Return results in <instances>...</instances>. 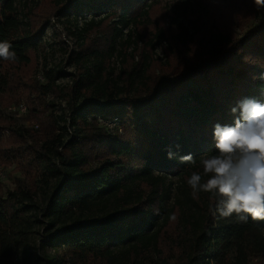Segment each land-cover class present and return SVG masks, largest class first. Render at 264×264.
<instances>
[{
  "label": "trees",
  "instance_id": "16d2710c",
  "mask_svg": "<svg viewBox=\"0 0 264 264\" xmlns=\"http://www.w3.org/2000/svg\"><path fill=\"white\" fill-rule=\"evenodd\" d=\"M157 3L66 0L55 12L67 9L80 16L90 10L86 28L99 23L97 14L116 17L120 28H126L144 17L147 21ZM30 14L23 20L16 0H0V41H9L18 57L15 63L0 59V113L4 95L14 96L15 70L26 67L28 77L32 71L28 65L45 20L31 25ZM161 35L158 30L155 37ZM131 37L132 31L121 43H130ZM111 40L109 57L117 51L116 38ZM84 69L78 90L81 103L68 105L67 120L74 130L67 141L54 126L36 133L13 129L0 114V132L8 128L17 135L6 142L0 133V160L26 161L46 185L49 177L56 180L41 205L34 190L21 185L4 190L0 184V264H250L264 259V221L213 217L208 194L194 199L186 183L193 171L202 173L199 157L215 152L214 125H232L231 108L245 97L264 102V81L258 79L264 73V16H257L240 37L212 29L204 56L179 75L160 79L152 89L143 68L133 66L122 87L104 81L97 63L92 74L90 67ZM56 73L47 70V82L34 88L49 90ZM22 82L30 87L36 80ZM99 116L116 125H101ZM25 131L30 142L20 139L27 137ZM170 147L174 159L167 158ZM187 153L196 159L195 165L180 162L179 156ZM171 177L178 185L168 204ZM40 218L46 220V231L55 230L46 244L62 250L51 258H41L39 247L30 245Z\"/></svg>",
  "mask_w": 264,
  "mask_h": 264
},
{
  "label": "rangeland",
  "instance_id": "374dc122",
  "mask_svg": "<svg viewBox=\"0 0 264 264\" xmlns=\"http://www.w3.org/2000/svg\"><path fill=\"white\" fill-rule=\"evenodd\" d=\"M61 1L66 0H16L21 19H26L25 14L31 12V25L45 22L38 39L37 52L31 55L28 65L32 71L28 77L26 67L15 70L17 83L12 87L14 96L4 95L0 114L13 129L22 127L23 130L36 133L54 126L56 132L63 133L65 141L74 130L70 119L67 120L70 115L68 105L82 98L78 96L81 87L79 80L86 66L90 67L92 74L93 66L97 63L101 68L102 79L109 83L115 81L120 87L129 82L128 73L133 66L143 68L142 74L145 75L148 88L152 89L160 79L171 74L173 77L179 75L202 58L207 36L212 29L240 37L253 25L257 16H264V8L254 6L253 0H158L148 12V20L144 17L140 24L120 28L116 17L97 14L95 20L99 23L88 29L84 23L90 19L92 11L84 10L80 16L67 9L61 13L55 12ZM158 30L162 33L159 38L155 37ZM131 31L130 43H121ZM112 38H116L117 51H113L109 57L108 46ZM101 53L105 56L102 57ZM47 70H52V74L54 70L58 73L55 74L52 87L39 92L34 86L47 82ZM30 77L36 80L33 86L20 83L21 79L28 80ZM143 88L140 86V92ZM80 93L82 95L83 90ZM20 103L26 106L23 113L17 109ZM52 118L57 120V124L48 125ZM99 122L109 127L110 123L100 116ZM0 133L6 142L17 137L8 128L1 129ZM24 134L27 137L18 138L30 142L29 133L25 131ZM25 162L0 160L1 187L4 190H13L19 185L30 188L41 205L52 192L56 180L49 177V184L46 185L36 168L27 166ZM168 183L171 188L169 204L176 194L178 180L171 177ZM199 198L202 199L201 196ZM45 221L40 218L30 235L31 247H39L37 253L43 259L62 253L58 247L46 244L55 230L46 231ZM250 264H264V259L259 257Z\"/></svg>",
  "mask_w": 264,
  "mask_h": 264
},
{
  "label": "clouds",
  "instance_id": "9594fccd",
  "mask_svg": "<svg viewBox=\"0 0 264 264\" xmlns=\"http://www.w3.org/2000/svg\"><path fill=\"white\" fill-rule=\"evenodd\" d=\"M254 6L264 8V0H253ZM0 59L15 63L18 60L12 44L0 41ZM264 81V73L258 77ZM235 116L232 125L216 123L213 129L215 152L199 157L202 173L193 171L186 183L192 197L206 193L213 207V217L229 218L237 223L264 221V102L245 97L231 108ZM239 113L238 115H236ZM179 149L180 145L175 146ZM168 159L176 158L171 147ZM181 163L195 165L191 153L179 156ZM175 220V214L170 216Z\"/></svg>",
  "mask_w": 264,
  "mask_h": 264
},
{
  "label": "built area",
  "instance_id": "2783aa9c",
  "mask_svg": "<svg viewBox=\"0 0 264 264\" xmlns=\"http://www.w3.org/2000/svg\"><path fill=\"white\" fill-rule=\"evenodd\" d=\"M18 112L19 113H23V112H25V110H26V106H25V104L24 103H20L19 105H18ZM110 124H109V127L111 126V127H114L115 125H116V123L115 122H113V123H111V122H109Z\"/></svg>",
  "mask_w": 264,
  "mask_h": 264
}]
</instances>
